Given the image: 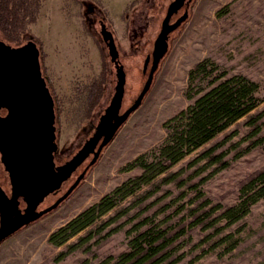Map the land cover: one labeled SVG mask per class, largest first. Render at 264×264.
Segmentation results:
<instances>
[{
  "label": "rangeland",
  "instance_id": "obj_1",
  "mask_svg": "<svg viewBox=\"0 0 264 264\" xmlns=\"http://www.w3.org/2000/svg\"><path fill=\"white\" fill-rule=\"evenodd\" d=\"M83 1L100 5L115 32L126 70L124 108L139 93L147 77L148 71L142 73V64L152 51L170 0L29 2L34 21L21 23V34L33 35L41 44L43 65L57 111L58 150L66 158L81 145L113 91L114 72L110 71L109 57L102 41L91 33L90 25L84 19ZM139 1L141 12L137 21H133L130 17L135 15L134 8L140 5ZM21 34L12 40L24 42L25 37L22 38ZM0 37H3L1 28ZM206 58L225 70L227 76L240 74L257 82L262 101L253 113L264 109V0H190L188 17L171 33L168 51L159 61L139 107L117 130L69 197L0 245V264L98 263L124 250L127 230L139 217L152 213H156L155 219L160 225H165L163 220L168 219L169 225L176 228L178 224L185 226V233L176 242L179 251L184 252V260L196 258L201 264H264V198L230 224L225 219L215 220L219 211H214L202 224L189 226L192 219L190 207L201 206L204 199L210 204L201 206L203 210L212 204L223 207L235 204L242 184L264 168L262 147L246 149L250 142L246 116L205 146L231 134L226 144L219 148H228L225 167L216 169L218 163L208 165L205 160L191 163L202 150L197 149L171 168L172 171L180 170L184 181L181 186L176 182L162 184L152 196L153 204L148 209L131 208L94 237L96 240L92 241L88 252L77 249L57 260L56 256L64 246L56 247L48 241L51 232L139 172L138 168L126 170L124 167L139 154L158 145L165 136L164 122L191 103L192 100L185 96L188 72L196 62ZM94 81L101 83V92L93 104L89 91ZM260 133H264V127ZM84 165L62 187L63 192ZM55 199L56 196H49L45 204L49 205ZM164 204L168 207L162 212ZM129 205L130 200L122 204ZM182 205L184 208L178 210ZM137 215L140 216L136 218ZM112 227L117 228L104 235Z\"/></svg>",
  "mask_w": 264,
  "mask_h": 264
},
{
  "label": "trees",
  "instance_id": "obj_2",
  "mask_svg": "<svg viewBox=\"0 0 264 264\" xmlns=\"http://www.w3.org/2000/svg\"><path fill=\"white\" fill-rule=\"evenodd\" d=\"M12 2L0 0V28L15 39L20 36L23 28L22 22L18 21V13L14 7H10L11 4L14 5ZM34 39L40 48L41 71L50 87L43 65L44 53L40 42L35 37ZM100 92L101 83L94 81L89 91L93 104L99 98ZM185 96L192 100L191 103L164 122L165 136L162 141L149 151L136 156L124 167L126 170L138 168L139 172L123 180L49 234V243L56 247L64 246L58 252L57 260L77 249L88 252L92 241L96 240L94 237L119 217L126 215L131 208L140 206L141 210L148 209L153 204L152 196L162 184L176 182L181 186L184 181L180 177V170L172 171L171 168L191 152L202 148L191 163L205 160L208 165L218 163L216 169L225 167L228 163L225 159L228 148H219L226 144L231 134L205 146L240 118L246 116V124L250 127L247 135L250 142L246 149L261 146L264 151V133H260L264 127V109L253 113L262 101L258 95L257 82L240 74L227 76L225 70L206 58L196 62L189 70ZM261 198H264V168L253 173L242 184L235 204L226 207L212 204L207 210H203L204 207L201 206L210 204L208 199H204L201 206L190 207L192 219L189 226L202 224L214 211H219L215 220L225 219L230 224L245 215L250 206ZM128 200L130 205L122 206ZM167 207L168 204H164L162 212ZM180 208L183 209V205L178 210ZM155 214L139 218L140 215H137V221L127 230L126 248L116 256L109 255L95 264H201L196 258L184 260V252L179 251L176 242L185 233V226L178 224L176 228L169 225L168 219L163 220L165 225H160ZM116 228H109L104 235H109ZM73 237L76 238L71 241ZM85 262L86 260L83 261Z\"/></svg>",
  "mask_w": 264,
  "mask_h": 264
},
{
  "label": "water",
  "instance_id": "obj_3",
  "mask_svg": "<svg viewBox=\"0 0 264 264\" xmlns=\"http://www.w3.org/2000/svg\"><path fill=\"white\" fill-rule=\"evenodd\" d=\"M184 2L172 0L168 4L160 30L153 41L151 54L143 61L142 68L145 70L151 58L147 77L139 93L122 112L119 110L125 90V72L118 63L113 35L109 30L103 32L111 61L117 65L113 93L99 115L92 134L67 160L58 165L53 159L58 148L54 99L41 71L37 41L31 36L23 44L15 46L0 40V106L7 110L0 132V149L9 161L13 195H21L26 203L24 212L18 217L1 219L0 241L63 202L84 178L86 170L97 160L103 147L139 107L150 88L159 61L168 51L170 33L187 19L188 12L185 10L173 23L168 22ZM189 2L186 0L187 4ZM90 155L89 161L65 191L46 207L36 210L39 202L47 195L59 191Z\"/></svg>",
  "mask_w": 264,
  "mask_h": 264
},
{
  "label": "flooded vegetation",
  "instance_id": "obj_4",
  "mask_svg": "<svg viewBox=\"0 0 264 264\" xmlns=\"http://www.w3.org/2000/svg\"><path fill=\"white\" fill-rule=\"evenodd\" d=\"M11 1H13L12 3H14V5L11 4L10 7L11 6L14 7L16 12L18 13V21H20L22 23L23 22L24 23H31V14L32 13L30 12V8H29V2L31 0H11ZM152 1L155 2V0H152ZM171 1L172 0H170L169 3ZM83 3L85 6L84 19L87 21L88 25H90L89 29H90L91 33L94 36L98 37V39H100L102 41L103 47L106 49L107 55L109 57V62L111 65L110 71L114 72V78L111 80V82L113 83V90H114V85H115V81H116V71H117L116 66L117 65L111 61V57L109 55V50L107 48V45H106L104 37H103V32H107V30H109L111 32V34L113 35V40H114V43H115V46H116V49L118 52V57H119L118 63H120L122 65L123 70L125 72L126 70L124 68V64H123L121 56H120V47L116 42L115 32L110 25V22L108 20V15H106L105 13L102 12L103 8L100 5L92 3V2L85 3V1H83ZM189 5H190V2L187 4L186 0H185L184 4L178 9V11L170 16L168 22L173 23L178 17H180L184 13L185 10L188 12ZM166 10H167V7H166ZM166 10H165V13H166ZM20 12H21V14L19 15ZM134 12H136L135 15L131 16L130 19L133 21L134 20L137 21L139 14L141 12V2H140V5L137 6V8H134ZM1 17L2 16L0 15V22H1ZM163 18H162V20H163ZM162 20H161V22H162ZM160 27H161V24H160ZM2 33H3V37H0V40H3L6 43H9V44H12L15 46L23 44L26 40H28L31 36H33V35L25 36V34H21L22 38L25 37V41L24 42H14L12 40V39H14L13 37L6 35L4 31H2ZM171 33H170V35H171ZM169 38H170V36H169ZM150 54H151V52L148 53L147 55H150ZM150 64H151V58L149 59L145 70H143V68H142V73H145L146 71L149 70ZM142 66H143V64H142ZM112 93H113V91H112ZM111 95L109 96L108 102L110 100ZM123 97H124V95H123ZM125 108L126 107L123 108V100H122V105H121L119 112H122ZM103 109L97 115L96 122L98 120L99 115L103 112ZM6 114H7L6 108L0 106V132H1V128H2L3 124L5 123L4 118H5ZM95 124L90 126L89 131L86 132L87 136L84 137L83 142L85 141V139L88 136H90L92 134ZM57 138H58V130H57L56 141H57ZM0 140H1V136H0ZM0 147H1V145H0ZM71 155H69L67 158L62 157V154H59V150L57 148V150L53 154V159L55 161V164L58 165V164H61L63 161L67 160ZM90 158H91V155L85 159V161L76 169V171L73 173V175H75L76 172L78 171V169L82 165H84L86 160H89ZM73 175L68 180H70L73 177ZM68 180L63 183V186H62L63 188L66 185V183L68 182ZM63 188H61L59 191L53 192V193L47 195L46 197H44V199L41 202H39V204L37 205L36 210H40V209L46 207L47 206V204H45L46 199L49 196H56V198H57L63 192V190H62ZM25 207H26V203L23 200V197L21 195H19V196L13 195L11 177H10V171H9V161L5 158V156L3 155V152L0 149V224H1L2 218H5V217L16 218V217H18L20 213L24 212ZM22 227H24V226H22ZM11 235H9V236L5 237L3 240H1L0 245Z\"/></svg>",
  "mask_w": 264,
  "mask_h": 264
}]
</instances>
